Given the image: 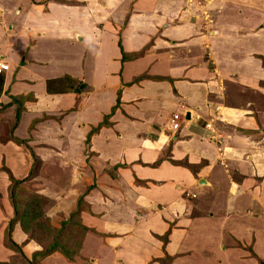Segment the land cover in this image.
Returning a JSON list of instances; mask_svg holds the SVG:
<instances>
[{
	"label": "crops",
	"instance_id": "1",
	"mask_svg": "<svg viewBox=\"0 0 264 264\" xmlns=\"http://www.w3.org/2000/svg\"><path fill=\"white\" fill-rule=\"evenodd\" d=\"M206 6L219 13L211 25L202 23L185 0L0 5V61L8 65L1 75L0 103L25 99L12 135L30 137L40 173L52 159L62 165L55 193L39 191L53 200L54 213L66 217L75 208L84 193V184L73 181L78 174L88 179L87 188L94 185L79 218L103 236L93 244L85 237L78 260L54 252L44 262L84 264L82 258L86 264H113L114 258L147 260L162 253L182 254L180 260L189 262L190 250L213 254L218 264H264V69L256 57L264 56V0H215ZM37 41L67 44L84 60L94 48L89 80L81 62L48 77L44 70L52 59L40 56ZM118 41L129 60L119 62ZM219 64L222 73L216 71ZM64 76L70 82L47 91L50 79ZM73 82L92 90L77 94L81 89L75 91ZM99 93L100 103L94 98ZM14 110L11 104L0 111L4 129ZM47 113L62 117L57 124L38 120ZM108 114L107 124L85 143L91 127ZM174 115L179 126L173 130ZM23 148L12 141L0 144V163L8 158L6 165L18 176H27L32 166ZM61 181L72 185L68 189ZM140 229L142 238L136 237ZM168 230V238H161ZM19 234L17 243L24 242ZM140 242L147 246L142 249ZM27 248L29 255L35 244ZM173 260L170 264H180Z\"/></svg>",
	"mask_w": 264,
	"mask_h": 264
},
{
	"label": "rangeland",
	"instance_id": "2",
	"mask_svg": "<svg viewBox=\"0 0 264 264\" xmlns=\"http://www.w3.org/2000/svg\"><path fill=\"white\" fill-rule=\"evenodd\" d=\"M19 1L20 0H6L5 3H0V5H2L3 7H6V8H10L11 6L17 4ZM212 1H215V0H185L187 6L196 7V8H194V11L195 12H196V10L199 11V13L196 16H198L201 19L200 21L204 24L209 23L210 25L213 24L215 22V20H217V18L219 17L218 12H216L214 9H210L211 7L209 8L206 6L208 3H211ZM227 15H228V13H227ZM196 16H195V18H196ZM226 19L229 20L228 17H226ZM229 29L227 31H229ZM209 31L210 30H208V32ZM234 31L238 32L239 30H234ZM37 44L39 45V47H42L41 48L42 52L39 51V53H41L40 56L44 57V58L49 57L52 59L51 63H49V68L44 70L48 74V77L57 76L60 72H64L65 70H74L75 68H79L81 66V64H80V62H81L82 65L84 66V69L86 70L85 79L89 80L90 75L93 71V68L91 69L92 66H91L90 62L92 61V56L95 57V54H96V50L94 48L91 52L92 55H90V57L88 59L86 58L84 60L83 55L78 54L79 50L75 52V50L69 49L70 47H67L66 46L67 44H63L59 41L58 42H56V41H45V42L39 41L38 42L37 41ZM252 44L255 45L256 43H252ZM77 55L80 57V61L78 60ZM100 58H102V56ZM130 58L131 57L126 56L125 61L129 60ZM83 60H84V63H83ZM94 62H96V59L93 61V64H94ZM119 62H122V60L120 59ZM97 63H98V66H100L99 62H97ZM141 63L142 62H138L136 65H141L140 68L143 69L144 66H142ZM217 67L219 69H217ZM217 67H216V71H218L220 73L224 72V66L222 64H219V66H217ZM136 68L139 69V66H137ZM154 72H158V71L154 70ZM14 73H15V71H14ZM53 80L54 79H52V80L50 79V81H53ZM68 80H69V78L66 80V82H70ZM109 83H112V82L110 81ZM52 85L54 86V84H52ZM82 85H80L79 83L73 82L72 88L75 87V91H78L79 89H81L77 92V94L83 93L84 95H87L86 91L90 92L92 89H90V85H89V87L87 85H85V83ZM88 88H89V90H88ZM109 91H111V90H108L105 92H109ZM65 92H66V90L61 91L60 93H57V94H62ZM221 92L223 94L224 90H222ZM118 93H119V91H118ZM94 98L97 99V101L99 103L104 100V97L100 93L94 95ZM20 100L23 101V99H20ZM8 104H9L8 101L7 102L5 101L4 103H0V111H4V109L6 107H8L7 106ZM11 104L15 106V110H16L18 105L17 104L15 105V103H11ZM99 106L102 107L100 104H99ZM114 106L111 107V111H110L111 114L114 112V110L112 111V108ZM59 107H61V106H59ZM15 110L13 112V119L9 122V125L7 126L6 129H4V127H3V124H4L3 116L0 115V144H5L7 142H11L10 141V139H11L10 133H11L12 127L15 125ZM48 113H50V112H48ZM48 113L39 117L38 120L39 121L44 120V122L46 120H51L52 122L57 124L59 122V119L62 117L61 115L60 116L48 115ZM109 115L110 114H108L107 117L104 116L102 121L99 122L96 127H91V128L92 129L97 128L96 131L101 129V127H103V126H101V123L105 124V122L108 121ZM35 122L36 121L32 122L31 128H33V125L35 124ZM49 123L51 124V122H49ZM92 129L90 130V132L92 131ZM90 132L86 136L85 143L88 141L87 138H88V135H90ZM91 133H94V132H91ZM28 140H31L30 137L25 139L24 141L28 142ZM37 142H39V141H37ZM44 142H46V141H44ZM21 146L24 147L23 148L24 150L29 151L26 148V144H21ZM30 148L33 149V147H31V146H30ZM33 153L35 155L34 151H33ZM3 155H4V152H2V156ZM53 156H54L53 152H49V156L47 159H52ZM57 156H58V154L55 153V157H57ZM35 157L38 160V157L36 155H35ZM6 159H8V158H6L4 156V159H2L1 163H0V262H4L7 264H58V262H57L58 260L56 258H54V259L51 258L48 262H44L48 258V256H51L53 253L46 255L44 257H41L40 255H38L41 253V251L44 250L43 245L45 247L47 244L52 243L55 238L58 241L60 239L63 241L65 240L67 242L75 241V243H78L77 249L75 247L73 249L75 251L73 254H71L70 250L68 249L69 250L68 252L71 254V257H72V260H71V262H72L74 260V258H75V260L76 259L78 260V258H80L79 256H77V252L79 253V250L82 247L81 243L83 242V239L85 237L88 238V240L92 241V242H90L91 244H93V241L95 240V238L103 237L102 235L101 236L97 235L96 232H94V230L85 229L80 222L79 216L76 214H74V218L69 220L68 223L66 224V226L64 227V229H62V231L59 233H58V230L55 231L53 228H49L46 226L41 227V228L33 226L32 227L33 230H30L29 234L24 235L17 222H18V219H19L24 207L26 206V204L28 205V203L31 201V199H33V198L35 199L36 195L42 196V198H44V199L40 200V207H39L40 210L39 211H42V216L37 221L38 224L48 225V222H49V224L52 227L59 228V222L62 221V216H59L61 213H59V212L54 213L53 212L54 208H53V204H52L53 200H48L45 196L40 195L39 191H43L42 194H48V195H52L55 193L54 186L58 181V179L55 178V175H59V177L61 178V174L59 172L61 171L60 168L62 167V165H57L55 163L54 159H52V161L54 163L51 165H47L46 166L47 168H45L44 171L42 173H40V171L42 169L41 168V162L39 163V161H37L34 163V161L32 159V166H31L28 174H30L31 172L32 173L37 172L38 178L36 180H33V178L32 179L28 178L26 181H24L23 183H21L20 185L15 187V186H12V184L9 180L8 174L5 171V169H9V171H11V169L5 163ZM70 166L72 167L71 164L70 165L69 164H63V169L69 168ZM11 173H12V171H11ZM12 175L18 179H23L26 176V175L25 176H18L14 173H12ZM37 176H35V177H37ZM79 176H84V174H82V173L78 174V177H77L78 179L75 178V180L73 179V181H75V183H78L81 181L80 185L82 186L84 184L83 185L84 188L81 187L82 192H85L87 189L86 183H88V179H83V177L79 178ZM93 181L96 182L95 179ZM61 182H62L61 185L65 184V186H67L69 189V185H70L69 181H61ZM130 185L132 186V188L134 187L132 184H130ZM92 186H94V185H92ZM121 189H124V188H121ZM12 191L14 193V201L10 199V194ZM82 195H83V193L80 194L79 196H82ZM77 198H78V196H77ZM31 205L32 204H29L27 209L30 207L33 208ZM15 207L17 208V212H16V210H14ZM86 207H87V205H84L83 201H81L79 203V208H80L79 210L82 209V211L86 212ZM66 217H67V215H66ZM66 217H64V218H66ZM59 218H60V220H59ZM19 232L21 233L22 237L25 238L24 242L17 243V239L20 236ZM169 232H170V230H168L166 233H163L164 235H162L161 238H168ZM136 234H137L136 237H138L139 235H143L142 229H140ZM139 237L142 238L141 236H139ZM9 240L14 241V243L17 245V249L9 247L10 246ZM141 242L139 243V245L141 246V248L142 247L145 248L147 245L144 243H141ZM28 243L33 244V245L35 244L34 252H32L29 255H28L29 250L27 248ZM140 246L137 245L136 248L140 249ZM38 251H40V252H38ZM186 252L187 253H185V254H188L189 259L191 260L189 262H185V261L183 262L182 260H180V258L182 257V254L177 255V256L175 255L176 257H174V256H170V255H165L164 253H162L163 256H160L159 258H157V257L156 258H154V257L145 258L147 260H143L142 258H141V260H139L140 258H137L135 261H133L132 259H129V258H126V260L125 259L116 260L114 258V261H112V263L113 264H170L171 258H173L174 259L173 262L175 260H176V262L180 261V264H200V263L201 264H212V262H213V264H218V262H216L214 260L215 256L213 254H202V253L194 254V253L190 252V250H188ZM34 253H36V254L34 255ZM54 254L59 255L60 257L63 256L64 258L66 257L60 252H55ZM185 256H187V255H185ZM81 260L84 261V259L81 258V259H79V263L86 264V262H82ZM192 260H194V261H192ZM211 260H212V262H211ZM259 262L260 261H257L256 263L261 264ZM256 263L254 262L253 264H256Z\"/></svg>",
	"mask_w": 264,
	"mask_h": 264
},
{
	"label": "trees",
	"instance_id": "3",
	"mask_svg": "<svg viewBox=\"0 0 264 264\" xmlns=\"http://www.w3.org/2000/svg\"><path fill=\"white\" fill-rule=\"evenodd\" d=\"M150 46V44H146L145 46H144V49L146 50L148 47ZM118 47H119V49H120V51H121V60H122V62H124L125 61V53L122 51V47H121V45H120V42L118 41ZM143 51V50H142ZM142 51L139 53V55H141V53H142ZM138 54V53H137ZM137 54L135 55V56H137ZM259 60H260V62H261V67L264 69V56H260V55H257L256 56ZM2 74H0V90H1V86H2V82H3V77L1 76ZM145 76H140L138 79H143ZM69 77H63V78H60V79H56V80H53V81H48L47 82V91L48 92H52L53 90H52V87H51V85L52 84H54V86H58V85H61V86H64L65 85V81L68 79ZM149 78V77H148ZM159 77H150V79L152 80H157ZM159 80H161V79H159ZM52 83V84H51ZM53 86V87H54ZM118 95H119V93H118ZM20 99H23V101L22 100H20ZM26 99H27V97H26ZM11 100H12V103H15V105L17 104L18 105V107L16 108V110H15V125L12 127V129H11V133H10V141H13L14 143H16V144H18V145H21V144H26V148L29 150V152H30V154H31V156H32V159H33V161H34V163L35 162H37V161H39V163H40V160L38 159H36V157H35V155H34V153H33V149H31L30 148V146L28 145V142L26 141H24V140H20V139H17L16 137H14L13 135H12V133H13V130H14V128H15V126H16V124L18 123V121H19V119H20V116H21V113H22V111L24 110V108H23V103H24V101H25V99L24 98H17L16 96L15 97H12L11 98ZM119 96L117 97V100H116V105L112 108V111L113 110H115L116 109V107L119 105ZM8 107L9 106H11V103L10 104H8L7 105ZM107 117V116H106ZM105 117V118H106ZM107 124V122H105V124H102L101 123V126H105ZM34 126V125H33ZM31 127V126H30ZM99 128V127H98ZM97 130V128H95V129H92V131L91 132H95ZM91 132H90V134H91ZM87 140H89V135H88V138H87ZM185 166L188 168H192L190 165H188V164H186L185 163ZM5 171H6V173L8 174V177H9V180H10V182H11V184H12V186H18V185H20L21 183H23L24 181H26L28 178L29 179H32V178H34L35 176H37L38 175V173L37 172H35V173H30V174H28L26 177H24L23 179H18V178H16V177H14L13 175H12V173H11V171H9V169H5ZM92 188H94V186H89L87 189H86V191L83 193V195L82 196H78V198H77V201H76V205H75V208L68 214V216L66 217V218H64V216H62V221L61 222H59V228H55V227H52L50 224H49V222H48V225H46V224H42V225H40V224H38V220H39V218H41V216H42V211H39L40 210V200L41 199H44V198H42V196H39V195H36L35 196V199L33 200V199H31V201L28 203V205L29 204H32L31 206L33 207V208H28L27 209V207H28V205L26 204V206L24 207V209H23V211H22V213H21V215H20V217H19V219H18V225H19V227H20V229H21V231L23 232V234L24 235H26V234H29V232H30V230H33L32 229V227L34 226V227H39V228H41V227H49V228H53L55 231L56 230H58V233L59 232H61L62 231V229H64V227L66 226V224L68 223V221L69 220H71L72 218H74V214H76V215H78L79 216V213H80V211L82 210H79L80 208H79V203L81 202V201H83V203H84V205H86V203H85V196H86V193H88L89 192V190H91ZM10 199L11 200H13L14 201V193H13V191L11 192V194H10ZM47 200V199H46ZM14 210H16V212H17V208L15 207L14 208ZM48 221V220H47ZM36 222V223H35ZM77 226V225H76ZM85 229H87L88 230V228H86L85 226H83ZM12 228V227H11ZM35 229V228H34ZM90 230V229H89ZM77 244L78 243H75V241H69V242H67V241H63V240H60L59 239V241L55 238L54 240H53V242L52 243H50V244H47L45 247H44V245H43V248H44V250L43 251H41V253L40 254H38V255H40L41 257H44V256H46V255H49V254H51V253H54V252H60V253H62L64 256H66L65 258L67 259V260H72V257H71V254H73L75 251L73 250L74 249V247L77 249ZM9 247H12V248H15V249H17V245L14 243V241H12V240H9ZM50 245V246H49ZM68 248H67V247ZM70 250V253L68 252L69 250ZM38 252H40V251H38ZM36 253H34V255H35ZM77 254H78V252H77ZM0 264H7V263H4V262H0Z\"/></svg>",
	"mask_w": 264,
	"mask_h": 264
},
{
	"label": "built area",
	"instance_id": "4",
	"mask_svg": "<svg viewBox=\"0 0 264 264\" xmlns=\"http://www.w3.org/2000/svg\"><path fill=\"white\" fill-rule=\"evenodd\" d=\"M6 70H8V65L2 61H0V74H2L3 72H5ZM179 120V117L178 115H174L172 117V119L170 120V126H171V129H176L178 128L179 124H178V121ZM206 127L210 129V125L209 124H206Z\"/></svg>",
	"mask_w": 264,
	"mask_h": 264
}]
</instances>
